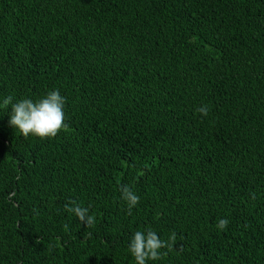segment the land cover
I'll list each match as a JSON object with an SVG mask.
<instances>
[{"label":"trees","instance_id":"16d2710c","mask_svg":"<svg viewBox=\"0 0 264 264\" xmlns=\"http://www.w3.org/2000/svg\"><path fill=\"white\" fill-rule=\"evenodd\" d=\"M56 89L67 131L10 126ZM148 228L147 264H264V0H0V264H136Z\"/></svg>","mask_w":264,"mask_h":264},{"label":"clouds","instance_id":"9594fccd","mask_svg":"<svg viewBox=\"0 0 264 264\" xmlns=\"http://www.w3.org/2000/svg\"><path fill=\"white\" fill-rule=\"evenodd\" d=\"M2 105L4 107L11 106L9 124L18 129L25 137L31 134L40 138H54L61 130H68L64 110L66 97L62 96L58 89L49 91L45 96L35 101L30 98H23L14 102L12 96H7L3 99ZM197 111L203 116L209 114L207 105L198 107ZM121 194L122 199L127 203L129 212L140 202L139 195L130 185H123ZM252 198L255 199L254 194ZM64 208L68 213L75 214L86 227L95 225L96 218L89 214V208L81 206L76 200H69ZM229 223L227 218H220L216 223V228L224 230ZM91 235L92 233H87V236L91 237ZM176 241V232H172L167 240H162L151 228L145 231L137 230L130 240L129 252L134 257L136 264H147L150 260L162 259L167 253L161 250L165 248L169 251L173 250ZM179 250H183V245L180 246Z\"/></svg>","mask_w":264,"mask_h":264}]
</instances>
